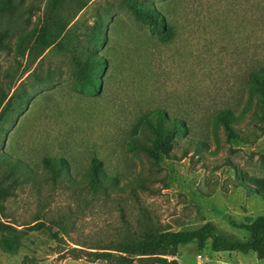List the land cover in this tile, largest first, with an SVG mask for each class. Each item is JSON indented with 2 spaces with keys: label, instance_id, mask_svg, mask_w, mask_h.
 Listing matches in <instances>:
<instances>
[{
  "label": "rangeland",
  "instance_id": "obj_1",
  "mask_svg": "<svg viewBox=\"0 0 264 264\" xmlns=\"http://www.w3.org/2000/svg\"><path fill=\"white\" fill-rule=\"evenodd\" d=\"M133 8L161 14L171 37L161 40ZM42 29L56 36L45 48ZM0 33V98L11 95L0 122V264H120L85 251L115 252L123 234L144 226L207 221L244 239L229 220L264 217V191L247 190L227 164L244 182L264 177V123L247 86L264 67V0H0ZM88 52L104 64L97 93L79 92L74 77V59ZM224 108L247 141L225 139L214 124ZM156 109L187 130L153 161L128 144L148 143L143 120ZM44 157L62 159L58 176ZM91 158L103 171L96 186ZM164 258L151 264H264V249L191 242Z\"/></svg>",
  "mask_w": 264,
  "mask_h": 264
},
{
  "label": "trees",
  "instance_id": "obj_2",
  "mask_svg": "<svg viewBox=\"0 0 264 264\" xmlns=\"http://www.w3.org/2000/svg\"><path fill=\"white\" fill-rule=\"evenodd\" d=\"M61 0H52V4H56ZM134 18L144 24L154 25V31L158 34L161 40H168L171 37V29L164 21V18L158 12H151L140 8H133ZM4 35L0 33V37ZM47 38V39H46ZM56 36L52 34L47 37L45 30H41L36 41L43 48L55 42ZM1 46V42H0ZM104 64L92 53L88 52L84 59H74V77L78 86L79 92L82 93H97L100 89V77L97 76ZM250 93L256 94L257 112L253 113L258 117V121L264 123V67H260L248 75L247 82ZM24 92H22V96ZM11 96V95H10ZM7 99L0 98V122H4L3 117L5 109L9 108L10 102ZM21 99V95L17 96ZM22 105L26 102L21 101ZM4 110V111H3ZM235 120L234 115L229 109H219L213 115L214 124H219L225 135V139L237 138L240 141H247V138L240 137L235 131L232 122ZM143 124L148 128L151 137H148V143H129L128 146L143 152L145 156L156 161L160 154L168 155L171 150L174 136L177 133L186 132L185 123L177 118H168L164 110H152L143 120ZM256 136L255 134L253 137ZM257 137V136H256ZM204 143L202 141H194L195 150L202 148ZM44 164L51 171L52 178L60 174V169L64 165L62 159L55 157H44ZM234 169L235 175L238 178L239 184H243L250 192H256L261 189L264 191V177H246L238 173L235 165L227 161ZM88 179L90 185L96 186L100 183V178L103 177L101 168V161L96 158H91L88 164ZM249 184H253L250 187ZM6 195V191L0 187V199ZM229 224L235 228L243 229L247 232V237L239 239L234 235L220 231L214 223L207 221L201 226L193 230H162L156 231L153 228L144 226L137 231L123 234L114 245L116 250L112 252L107 251H85L87 254H93L95 258L115 257L120 264H132L134 260L142 263L151 264L153 260H165V256H174L177 253V247L194 242L197 248H203L208 241L209 248L213 251H236L247 253L258 249H264V217L255 218L248 223L234 222L229 220ZM3 224L0 223V228ZM42 223L35 222L31 228L39 229ZM74 247H72L73 249ZM75 250V248H74ZM81 250V249H79ZM74 256H77L74 255ZM149 262V263H148Z\"/></svg>",
  "mask_w": 264,
  "mask_h": 264
}]
</instances>
